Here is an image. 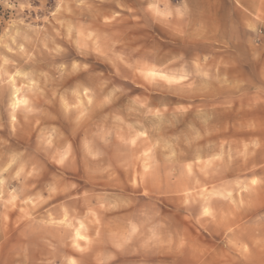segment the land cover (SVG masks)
Listing matches in <instances>:
<instances>
[{
    "label": "clouds",
    "instance_id": "1",
    "mask_svg": "<svg viewBox=\"0 0 264 264\" xmlns=\"http://www.w3.org/2000/svg\"><path fill=\"white\" fill-rule=\"evenodd\" d=\"M0 264H264V0H0Z\"/></svg>",
    "mask_w": 264,
    "mask_h": 264
}]
</instances>
